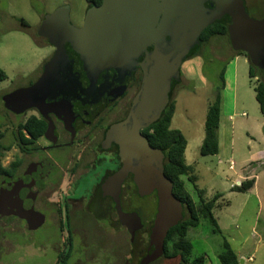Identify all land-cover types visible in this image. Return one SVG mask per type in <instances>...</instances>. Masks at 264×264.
I'll return each instance as SVG.
<instances>
[{
    "label": "rangeland",
    "instance_id": "obj_1",
    "mask_svg": "<svg viewBox=\"0 0 264 264\" xmlns=\"http://www.w3.org/2000/svg\"><path fill=\"white\" fill-rule=\"evenodd\" d=\"M86 2L0 0V68L6 74V79L0 82L2 167L19 158L14 134L23 120L19 114L7 110L3 98L34 80L53 51L49 44L37 37L38 27L47 15L64 6L70 10L73 25L79 26ZM228 42L225 37L218 36L203 44L198 56L186 60L181 66L180 80L171 95L175 105L171 129L181 131L187 141L185 162L196 170L197 188L205 191L202 196L206 201L214 194H223V199H218L212 212L221 234L212 233L208 221L200 218L198 226L190 228L187 233V240L192 245L189 259L204 256L206 264H220L218 256L224 238L238 256L239 264L241 260L242 264H264V116L255 100L254 88L258 78H249V64L244 55L238 54L237 59H230L235 53ZM223 67L218 155L201 156L199 149L207 107L213 100L214 86ZM230 116L232 120H229ZM230 162L233 163L232 170L228 168ZM254 178L255 185L251 190L244 193L232 190L239 183ZM182 180L195 205H199L192 185L185 177ZM1 215L0 264L56 263L55 230L46 227L38 231L26 230L21 225L16 227L17 220L9 218L4 221ZM83 221L82 253H79V241L73 236L67 264L127 263L131 243L124 229L115 233L103 220L89 216ZM128 263L131 264V260ZM152 264H179V260L161 258Z\"/></svg>",
    "mask_w": 264,
    "mask_h": 264
},
{
    "label": "water",
    "instance_id": "obj_2",
    "mask_svg": "<svg viewBox=\"0 0 264 264\" xmlns=\"http://www.w3.org/2000/svg\"><path fill=\"white\" fill-rule=\"evenodd\" d=\"M68 11V7L59 8L43 20L40 33L55 53L38 81L8 95L5 107L15 114L37 107L30 105L31 99L49 88L60 66H67L64 72L69 77L72 68L83 69L93 78L101 73L130 74L135 66L141 67V86L128 115L106 133L105 143L118 146L121 167L102 183L101 190L112 198L131 242L135 229L127 221L135 222L136 229L141 224L136 213L128 215L121 209L123 181L131 174L140 197L156 193L148 237L151 251L139 262L152 264L163 256L165 237L182 220L183 208L164 174L163 154L149 145L141 131L160 118L181 66L199 44L202 32L214 23L227 28L231 49L245 53L264 78V0H102L87 10L80 28L70 23ZM143 54L145 59L140 61Z\"/></svg>",
    "mask_w": 264,
    "mask_h": 264
},
{
    "label": "flooded vegetation",
    "instance_id": "obj_3",
    "mask_svg": "<svg viewBox=\"0 0 264 264\" xmlns=\"http://www.w3.org/2000/svg\"><path fill=\"white\" fill-rule=\"evenodd\" d=\"M101 2L87 0L79 26L71 22L69 10L70 23L80 28L87 10ZM37 37L49 44L53 51L42 64L39 75L24 88L38 81L44 66L55 53V47L42 33ZM145 56L143 54L140 61ZM60 67L49 88L37 96L43 98L41 103L37 98L31 99L30 105L35 103L37 107L31 106L19 114L23 118L19 124L36 117L45 129L38 138H32L23 128L18 130L19 158L3 167L5 171L0 176V215L4 221L9 218L17 220L16 227L21 225L26 230L38 231L44 227L55 230V264H67L73 236L79 246L82 244L85 217L103 220L115 233L124 229L129 235L120 223L112 198L101 190L102 183L121 167L118 146L106 144L105 137L111 126L128 115L143 73L137 65L130 74L101 73L93 78L83 69L71 68L69 77L64 72L67 66ZM49 125L51 130L47 132ZM119 199L125 214L136 213L140 218L141 226L137 229L135 222L127 221L135 232L125 264L131 259V264H135L140 256L151 251L148 250V237L156 212V193L140 197L133 176L128 174L121 185Z\"/></svg>",
    "mask_w": 264,
    "mask_h": 264
},
{
    "label": "trees",
    "instance_id": "obj_4",
    "mask_svg": "<svg viewBox=\"0 0 264 264\" xmlns=\"http://www.w3.org/2000/svg\"><path fill=\"white\" fill-rule=\"evenodd\" d=\"M99 1L100 0H98V2ZM37 34L41 36V33L39 31ZM218 36L225 37L227 41H229L227 28L224 25L214 23L211 26L207 27L200 36L199 44L190 51L186 60L197 57L200 47H202L203 44L208 43L211 38ZM234 53L237 55H244L246 57L249 64V78H258V84L254 88L255 100L258 104L260 113L264 116L263 72L259 67H257L248 59L245 53L235 51ZM224 72L225 67H223L219 72L218 83L214 86L215 93L213 100L208 104L207 107L204 121V136L199 149V153L201 156H215L218 153V128L221 113L220 93L224 88ZM5 79L6 74L0 68V82L4 81ZM179 80L174 82L171 86V93L177 86ZM8 95L10 94H6L3 100ZM174 111L175 105L170 98V101L163 113L160 115V118L148 128L141 131V134L146 138L149 145L153 148L159 149L163 154L164 174L172 184L173 195L180 201L183 208L182 220L176 226L172 227L165 237L164 252L161 258L169 260L178 259L179 264H206V259L204 256L189 259L192 252V245L189 240H187V233L190 228H196L199 224L200 218H203L207 220L211 225L212 233L221 234L219 226L212 212L217 200L222 195L217 193L210 200L206 201L202 196V194H204L203 191L198 189L195 185L196 176L194 175L193 168L192 166L186 165L184 159V152L187 144L186 139L179 130L170 128ZM21 128L25 129L28 135L32 138H38L43 134L45 125L36 117H31L24 123L19 124L14 134L16 145H19L18 130ZM4 171L5 168L0 165V176H2ZM191 174H193V176ZM182 177H185L187 181L192 185L194 191L196 192L199 205H195L190 194L187 192ZM254 183V179L249 181L245 180L241 182L240 185L232 187V190L244 193L251 190L254 186ZM221 246L222 252L218 256L219 263L239 264L238 257L235 255L226 239L223 238ZM142 257L143 256H140L135 264H139ZM131 262H133V259H131Z\"/></svg>",
    "mask_w": 264,
    "mask_h": 264
},
{
    "label": "crops",
    "instance_id": "obj_5",
    "mask_svg": "<svg viewBox=\"0 0 264 264\" xmlns=\"http://www.w3.org/2000/svg\"><path fill=\"white\" fill-rule=\"evenodd\" d=\"M238 55L237 54H234V56H230V59L231 58H235V59H237L238 57H237ZM174 113H175V111H174ZM174 115V114H173ZM232 116H230L229 117V120H232V118H231ZM173 118V117H172ZM172 121V120H171ZM170 128H171V125H170ZM177 130V129H176ZM219 131H220V129L218 128V139H219ZM181 132V131H180ZM262 132H263V125H262ZM182 133V132H181ZM263 134H264V132H263ZM184 136V135H183ZM264 138V137H263ZM203 140V139H202ZM187 142V141H186ZM202 143V142H201ZM186 147H187V144H186ZM186 150V149H185ZM218 150H219V140H218ZM217 155H218V153H217ZM184 159H185V152H184ZM186 163V162H185ZM250 163H253L252 161L250 162ZM186 165H188V166H192V165H189V164H187L186 163ZM192 168H193V172H194V175L196 176V174H195V168H194V166H192ZM250 171H253V169H251ZM242 179H244L243 177H242ZM254 180H256L255 178H254ZM196 181H197V176H196ZM238 181H236V183H237ZM236 183H234V184H236ZM195 185H196V182H195ZM254 185H255V183H254ZM253 188H254V186H253ZM200 190H202V189H200ZM204 191V190H203ZM205 192V191H204ZM205 195V194H204ZM215 195V194H214ZM213 195V196H214ZM222 196L219 198V201L220 200H222L223 199V194H221ZM218 201V200H217ZM217 203V202H216ZM217 205V204H216ZM216 205H215V207H216ZM220 229V228H219ZM228 242V241H227ZM229 243V242H228ZM229 245H230V247H231V249L233 250V248H232V246H231V244L229 243ZM234 252V251H233ZM235 253V252H234ZM236 255V254H235ZM237 256V255H236ZM238 257V256H237Z\"/></svg>",
    "mask_w": 264,
    "mask_h": 264
},
{
    "label": "built area",
    "instance_id": "obj_6",
    "mask_svg": "<svg viewBox=\"0 0 264 264\" xmlns=\"http://www.w3.org/2000/svg\"><path fill=\"white\" fill-rule=\"evenodd\" d=\"M242 116H245V114L243 113V114H242ZM228 168H229L230 170H232V169H233V163H232V162H230V163H229V166H228Z\"/></svg>",
    "mask_w": 264,
    "mask_h": 264
}]
</instances>
